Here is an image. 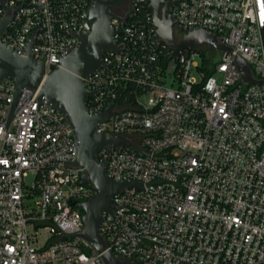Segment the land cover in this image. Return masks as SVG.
<instances>
[{
	"label": "built area",
	"instance_id": "1",
	"mask_svg": "<svg viewBox=\"0 0 264 264\" xmlns=\"http://www.w3.org/2000/svg\"><path fill=\"white\" fill-rule=\"evenodd\" d=\"M171 1L179 37L202 28L232 52L215 49L206 66V46L172 57L149 0H134L125 20L128 9L114 7L122 51L104 52L83 78L86 107L96 115L112 105L97 132L125 142L97 158L112 179L140 186L113 195L100 233L120 264H264V83L243 82L235 63L239 55L264 80V0ZM89 6L0 0V20L11 16L2 42L22 54L33 38L48 74L88 32ZM15 92L12 79L0 82V264H104L77 236L83 211L71 201L96 191L73 165L72 127L34 88L22 89L9 119Z\"/></svg>",
	"mask_w": 264,
	"mask_h": 264
},
{
	"label": "water",
	"instance_id": "2",
	"mask_svg": "<svg viewBox=\"0 0 264 264\" xmlns=\"http://www.w3.org/2000/svg\"><path fill=\"white\" fill-rule=\"evenodd\" d=\"M126 0H90L87 33L77 35L76 46L61 60L59 67L46 74L44 64L33 57V38L22 54L16 53L2 42L1 36L11 18L4 16L0 20V82L12 79L16 83L15 98L12 103L9 119L17 103V98L24 88L39 89L38 99L60 110L73 129L77 146V156L73 161L75 167L81 168L82 183L90 184L96 194L88 200L72 205H78L83 211V229L77 236L85 239L90 247L100 254L104 264H120L121 261L107 249L105 240L100 233L103 214L113 211L112 198L116 192L125 188L139 187L135 181H116L106 173V164L100 162L97 153L104 146L121 147L125 137L113 133H98L100 121L109 117L113 107L96 115H90L86 103L93 93L85 88L83 78L97 71L103 65V54L107 51H122L114 37L110 17L115 15V6L122 5ZM134 0H128L129 9L124 20L132 10ZM153 23L156 27L158 42L167 46L172 57H178L191 49L206 46L232 52L223 38L205 29H190L176 36V22L173 20L170 0H149ZM72 34V33H71ZM235 63L243 82L264 83L253 77L248 63L239 55Z\"/></svg>",
	"mask_w": 264,
	"mask_h": 264
},
{
	"label": "trees",
	"instance_id": "3",
	"mask_svg": "<svg viewBox=\"0 0 264 264\" xmlns=\"http://www.w3.org/2000/svg\"><path fill=\"white\" fill-rule=\"evenodd\" d=\"M215 52H216L215 49L207 48V50L202 55V65L203 66H206L208 64V62L210 60H212V56H214ZM207 53H209L211 55V59L207 58ZM206 69L208 70L207 72L209 73L210 72L209 67L208 68L206 67Z\"/></svg>",
	"mask_w": 264,
	"mask_h": 264
},
{
	"label": "flooded vegetation",
	"instance_id": "4",
	"mask_svg": "<svg viewBox=\"0 0 264 264\" xmlns=\"http://www.w3.org/2000/svg\"><path fill=\"white\" fill-rule=\"evenodd\" d=\"M171 1V0H170ZM118 7V11L123 13L124 11H126L127 9H129V3L128 0H126L122 5L117 6ZM171 10V8H170ZM176 36L179 37V31L176 30Z\"/></svg>",
	"mask_w": 264,
	"mask_h": 264
},
{
	"label": "rangeland",
	"instance_id": "5",
	"mask_svg": "<svg viewBox=\"0 0 264 264\" xmlns=\"http://www.w3.org/2000/svg\"><path fill=\"white\" fill-rule=\"evenodd\" d=\"M214 56H215L214 58L217 59V58L219 57V54L215 52V55H214ZM30 181H31V179H30V177H29L28 182H30Z\"/></svg>",
	"mask_w": 264,
	"mask_h": 264
}]
</instances>
